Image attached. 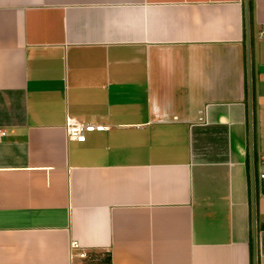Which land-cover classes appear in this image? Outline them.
<instances>
[{"label":"crops","instance_id":"1","mask_svg":"<svg viewBox=\"0 0 264 264\" xmlns=\"http://www.w3.org/2000/svg\"><path fill=\"white\" fill-rule=\"evenodd\" d=\"M262 24L264 0H0V264H264Z\"/></svg>","mask_w":264,"mask_h":264},{"label":"built area","instance_id":"2","mask_svg":"<svg viewBox=\"0 0 264 264\" xmlns=\"http://www.w3.org/2000/svg\"><path fill=\"white\" fill-rule=\"evenodd\" d=\"M257 36L264 37V24L260 25L257 32ZM106 127L107 126L105 124H102L100 122H87V121L77 120L76 118L69 115H66L64 121V131L66 138L73 140H82L86 132L92 130H103ZM5 134H6L5 129L0 127V138L3 137ZM257 162L258 164L264 167V153L258 155ZM258 176L260 178L264 177V170H259ZM70 244L72 246H77V243L74 240L70 241Z\"/></svg>","mask_w":264,"mask_h":264},{"label":"water","instance_id":"3","mask_svg":"<svg viewBox=\"0 0 264 264\" xmlns=\"http://www.w3.org/2000/svg\"><path fill=\"white\" fill-rule=\"evenodd\" d=\"M246 12V19H247V11H245Z\"/></svg>","mask_w":264,"mask_h":264}]
</instances>
